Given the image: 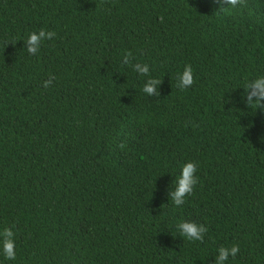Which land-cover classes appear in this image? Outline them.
I'll return each instance as SVG.
<instances>
[{
	"label": "trees",
	"instance_id": "obj_1",
	"mask_svg": "<svg viewBox=\"0 0 264 264\" xmlns=\"http://www.w3.org/2000/svg\"><path fill=\"white\" fill-rule=\"evenodd\" d=\"M41 29L55 35L27 53ZM258 76L264 0H0V231L16 253L0 264H215L233 245L226 264H264Z\"/></svg>",
	"mask_w": 264,
	"mask_h": 264
},
{
	"label": "clouds",
	"instance_id": "obj_2",
	"mask_svg": "<svg viewBox=\"0 0 264 264\" xmlns=\"http://www.w3.org/2000/svg\"><path fill=\"white\" fill-rule=\"evenodd\" d=\"M224 2L228 5L231 4L235 6L237 0H224ZM54 35L55 33L46 32L43 29L38 32L29 33L27 39L24 41L27 45V53L35 55L38 52L42 41L49 40ZM125 62H127V58H125ZM134 69L137 73L145 76H147L149 71L147 64H137L134 66ZM48 83L49 82H45V87H47ZM158 83L160 82L150 78L144 84L142 91L151 96L153 95L154 87L157 86ZM192 83V68L190 65H185L183 71L178 76V87L180 89H185L190 87ZM246 88L247 91L245 94L248 103L260 105V101L264 100V76H258L256 79L248 83ZM253 97L256 98L255 102L252 100ZM196 168L197 166L190 161L181 166L179 176L175 180L174 191L170 193V199L174 205H181L184 202L185 195L192 193L193 186L197 183V177L195 175ZM176 228L180 236L195 241H202L203 234L207 231L203 225L190 221H182L176 225ZM238 251L239 249L236 245L218 248L215 256V264H226L230 257L234 258L237 255ZM0 254H2L7 261H14L16 258L15 242L13 239V232L10 228H4L0 231Z\"/></svg>",
	"mask_w": 264,
	"mask_h": 264
}]
</instances>
